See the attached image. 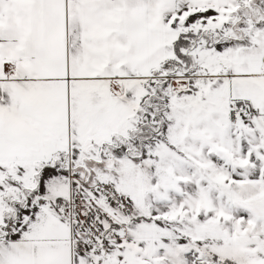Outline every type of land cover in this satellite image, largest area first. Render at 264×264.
Masks as SVG:
<instances>
[{"label": "snow or ice", "instance_id": "6c2138e0", "mask_svg": "<svg viewBox=\"0 0 264 264\" xmlns=\"http://www.w3.org/2000/svg\"><path fill=\"white\" fill-rule=\"evenodd\" d=\"M0 264H264V0H0Z\"/></svg>", "mask_w": 264, "mask_h": 264}]
</instances>
